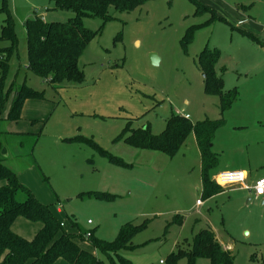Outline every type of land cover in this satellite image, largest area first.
<instances>
[{
  "label": "rangeland",
  "instance_id": "obj_1",
  "mask_svg": "<svg viewBox=\"0 0 264 264\" xmlns=\"http://www.w3.org/2000/svg\"><path fill=\"white\" fill-rule=\"evenodd\" d=\"M231 1L250 16V25L233 28L209 12L196 14L190 0H149L131 11L110 9L115 19L103 25L79 58L84 82L53 87L27 69L23 23L41 14L47 22H65L74 13L44 0H7L17 46L5 87L26 85L44 98L26 100L19 121H0L3 163L71 231H93L109 242L124 224L142 225L132 235L133 248L120 251L132 264H169L171 253L188 252L195 234L206 228L229 250L231 264H264V197L248 191L264 177V0ZM82 22L93 31L102 25L98 17ZM119 31L121 38L114 41ZM204 47L220 52L215 71L224 79V90L238 91L237 101L224 112L218 96L204 90L197 64ZM172 112L187 115L191 123H221L213 141L218 163L211 179L217 171L240 170L246 174L243 185L202 198L200 154L192 132L171 157L118 138L128 120L134 128L149 125L159 134ZM84 137L125 164L110 162ZM16 198L22 201L25 194ZM69 220L77 226L71 229ZM12 228L24 232L17 222ZM79 244L105 263L119 264L87 239ZM175 264L189 263L180 256ZM194 264L211 262L198 257Z\"/></svg>",
  "mask_w": 264,
  "mask_h": 264
},
{
  "label": "trees",
  "instance_id": "obj_2",
  "mask_svg": "<svg viewBox=\"0 0 264 264\" xmlns=\"http://www.w3.org/2000/svg\"><path fill=\"white\" fill-rule=\"evenodd\" d=\"M52 3L54 8L71 11L74 16L65 22L45 21L39 16L27 18L25 30L27 49V69L33 74L46 79L55 87L59 84H82L84 71L79 67V58L87 45L101 31L103 25L115 19L114 11H131L149 0H44ZM198 14L207 10L199 0H190ZM0 121L17 122L21 119L23 104L27 99H42L43 94L22 85L5 87L9 60L16 49L17 38L14 31L13 18L9 12L7 0H0ZM98 17L102 21L99 30L93 31L84 26L82 19ZM254 43L262 41L247 32L240 30ZM184 40L191 38V30H187ZM121 38V31L114 41ZM217 48L204 47L198 57L197 64L203 72L204 90L216 94L219 98L220 111L228 110L238 99V91L233 88L224 90V79L217 75L215 65L219 58ZM224 67L222 68V70ZM8 106V107H7ZM7 107V109H6ZM6 110V111H5ZM221 123L203 121L191 123L184 116L172 112L165 121L164 129L153 134L149 125L132 127L128 120L118 138L126 144L138 149L162 152L169 157L179 149L190 132L193 133L200 154V172L202 198L212 197L222 191L211 175L217 165V155L212 151V143L216 130ZM99 154L115 164H125L122 159L111 155L95 145L90 139L83 138ZM4 146L0 130V264H54L62 259L68 264H115L112 260L105 263L91 251L83 249L79 242L87 239L88 243L108 259L117 257L119 264H132L121 255L120 251L132 249V235L142 225L124 224L113 241H104L95 236L93 231L85 234L71 231L66 223L59 220L47 205L41 202L18 179L17 175L3 163L1 149ZM214 175V174H213ZM24 193L25 199L17 200L18 193ZM39 223L40 228L31 239H26L13 231L12 225L17 218ZM70 228L76 223L69 220ZM180 256H186L189 264H194L198 257H206L211 264H231L233 258L229 250L224 249L214 233L206 228L198 231L193 239V246L187 252L179 248L169 256L170 263L175 264Z\"/></svg>",
  "mask_w": 264,
  "mask_h": 264
},
{
  "label": "crops",
  "instance_id": "obj_3",
  "mask_svg": "<svg viewBox=\"0 0 264 264\" xmlns=\"http://www.w3.org/2000/svg\"><path fill=\"white\" fill-rule=\"evenodd\" d=\"M199 1L202 5L207 7V10H204L203 12L211 13L210 15H212L214 18H216L220 21H223V22H227L233 28H237V26H241V28H245V27H247L246 26L247 24L250 25V23H251V21L249 20L250 16H246L242 12H239L241 7L240 6L237 7L236 2H233L231 0H199ZM23 106H24V104H23ZM22 111H23V109H22ZM213 141H214V139H213ZM212 147H213V143H212ZM216 168H217V165L214 168V170ZM217 172H219V171H217ZM230 187H233V186H230ZM230 187L224 188V189L222 188V191H224L225 189H229ZM261 197H264V195ZM196 204L201 205L202 203H200V204L196 203ZM16 222H17V228L20 231L24 230V232L21 233V232H18L16 230H13V231H15L16 233H18L19 235H21L22 237H24L26 239H31L40 228V225L39 226L35 225V227H29L30 225H28V223H27L28 221H25V220H23V218H20V217L15 220L12 227L14 226V224ZM30 230H31V232H29ZM54 264H68V263L62 259H58L57 261H55Z\"/></svg>",
  "mask_w": 264,
  "mask_h": 264
},
{
  "label": "built area",
  "instance_id": "obj_4",
  "mask_svg": "<svg viewBox=\"0 0 264 264\" xmlns=\"http://www.w3.org/2000/svg\"><path fill=\"white\" fill-rule=\"evenodd\" d=\"M37 10H35L36 12ZM185 118L188 119V116L185 115ZM246 179V174L240 170H221L217 172L214 177V181L220 187H230L234 185H243ZM264 181V177L257 179L252 188L249 189L255 198H259L264 195V184L260 182ZM198 204L202 203L200 200L197 201ZM90 222V221H88Z\"/></svg>",
  "mask_w": 264,
  "mask_h": 264
},
{
  "label": "water",
  "instance_id": "obj_5",
  "mask_svg": "<svg viewBox=\"0 0 264 264\" xmlns=\"http://www.w3.org/2000/svg\"><path fill=\"white\" fill-rule=\"evenodd\" d=\"M39 17L41 18V19H44L43 17H44V15H39ZM152 61H153V63H155V61H156V59H155V57L154 56H152ZM1 155L2 156H4V155H6V148L5 147H2V149H1ZM249 192H251L250 190H248Z\"/></svg>",
  "mask_w": 264,
  "mask_h": 264
},
{
  "label": "clouds",
  "instance_id": "obj_6",
  "mask_svg": "<svg viewBox=\"0 0 264 264\" xmlns=\"http://www.w3.org/2000/svg\"><path fill=\"white\" fill-rule=\"evenodd\" d=\"M260 183H261V184H264V181H261Z\"/></svg>",
  "mask_w": 264,
  "mask_h": 264
}]
</instances>
